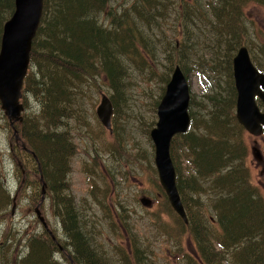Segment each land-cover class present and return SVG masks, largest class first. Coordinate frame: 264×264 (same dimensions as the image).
Instances as JSON below:
<instances>
[{
  "label": "trees",
  "instance_id": "trees-1",
  "mask_svg": "<svg viewBox=\"0 0 264 264\" xmlns=\"http://www.w3.org/2000/svg\"><path fill=\"white\" fill-rule=\"evenodd\" d=\"M125 1L43 0L22 93H31L36 99L45 122L43 129L39 128L35 122L37 117L32 115L30 121L24 122L22 116V120L14 124L17 128L21 123L22 129L17 128L21 143L18 141L16 146L28 157L27 164L32 163L36 183L40 185V198L42 178L46 183L44 197L49 195L53 207H57L65 233L75 241L72 247L76 257L78 260H83V256L93 258L92 246L83 238L79 210L66 193L64 158L72 149L67 132L69 121L79 117L78 102L87 85V90L89 87L107 89L113 107L111 131L118 126L125 119L130 64L142 65L145 56L151 54L148 45L158 42L177 55L176 63L187 80L191 69L207 84L213 81V86L199 95L205 105L193 101L190 95L189 128L175 135L170 145L171 159L179 174V177L176 174V184L182 203L187 200L184 190L190 188L197 195L203 190L201 184L209 186L208 196L214 195L208 206L215 213L213 219L220 233L209 232L200 215L192 218L187 215L190 218L187 217V223L192 227L190 233L199 249L198 260L200 264H227L228 258L214 249L211 236L216 235L218 244L231 250L229 260L233 264H264V206L254 197L241 165L247 149L241 137L243 127L233 112L236 92L231 73L232 56L241 45L263 54L264 33L256 30L255 22L247 18L245 9L257 6L264 10V0ZM13 10L14 0H0V40L3 24ZM172 19L175 20L172 38L160 37L161 22ZM220 73L225 74L220 76ZM207 103L213 104L216 111L204 116L208 120L205 133L198 134L202 117L194 104L200 110V106L204 105V109ZM12 135H16L13 130ZM179 146L185 148L188 166L185 176L176 149ZM147 168H151L150 164ZM161 192L165 197L164 191ZM10 195V190L0 183V218L11 203ZM39 203L36 202L35 208L39 209ZM40 222L47 229L46 224ZM51 239L32 236L27 241L26 238L25 254L18 255L14 264H58L52 254L55 244L58 247L59 244L52 236Z\"/></svg>",
  "mask_w": 264,
  "mask_h": 264
},
{
  "label": "rangeland",
  "instance_id": "rangeland-1",
  "mask_svg": "<svg viewBox=\"0 0 264 264\" xmlns=\"http://www.w3.org/2000/svg\"><path fill=\"white\" fill-rule=\"evenodd\" d=\"M120 2L126 1L117 0V3ZM245 12L247 18L255 22L256 30L264 33V10L254 6L246 8ZM174 22V19L161 22L160 37L172 38ZM211 26L215 27L213 24ZM148 46L151 54L145 56L143 64H130L125 91V119L112 131L105 128L96 115V109L101 95L109 97L108 91L104 87L99 90L89 87L87 90V85H84V95H81L78 102L79 117L71 119L67 128L72 149L64 158L66 175L63 178L66 193L79 210L80 224L85 234L83 238H87L92 246L93 258L83 256V260H78L72 247L75 241L65 233L57 207H53L47 194L43 200L40 199V185L36 183L32 163L27 164L28 157L16 146L21 141L13 137V129L0 107V183L10 190L13 200L0 218V264H14L18 255L24 256L26 238L28 241V238L37 236L46 240L51 239L49 234L55 237V243L60 246L59 248L54 243L56 248L52 254L58 264H200L198 245L190 233L192 227L177 216L161 192L153 162L154 149L149 137V131L157 120L156 106L164 92L167 83L165 79L169 80L175 65H178L177 55L168 52L158 42L155 44L152 41ZM262 48L263 54L250 50L254 64L260 69L264 68V47ZM169 66L172 67L170 70ZM223 74L220 73V76ZM187 77L193 101L205 105L199 95H202L204 89L208 91L213 86V81H209L208 85L199 73L191 69ZM35 100L31 93H22L20 102L24 107L23 121H30L32 115L36 116V124L43 129L45 121L40 116ZM194 105V109L202 117L197 133L204 134L208 123L204 116L209 111H216V108L207 103L208 106L203 109L204 105H201L199 110ZM233 112L236 119L235 107ZM16 126L18 131L22 129L21 123ZM18 131L15 134L18 135ZM241 137L247 149L241 165L249 186L254 190V197L264 206V134L252 135L243 127ZM175 138L176 136L173 140ZM177 138L179 139L178 136ZM25 147L28 153L34 154ZM176 149L185 176L188 168L185 148L183 150L179 146ZM148 164L151 168H147ZM41 183L46 186L43 179ZM201 185L203 190H199L197 195L190 188L184 190L187 199L184 201L185 214L190 218L200 215L209 232L220 233L221 230L213 219L215 213L208 206L214 195L208 196L209 186ZM143 196L151 200L148 207L139 201ZM189 197L196 198L198 202L194 203ZM39 201L41 204L37 209L47 229L34 211ZM194 204L196 207H193ZM211 239L214 249L228 258L225 263L233 264L229 260L231 250L220 246L216 235L211 236ZM138 259L140 261L137 262Z\"/></svg>",
  "mask_w": 264,
  "mask_h": 264
},
{
  "label": "water",
  "instance_id": "water-1",
  "mask_svg": "<svg viewBox=\"0 0 264 264\" xmlns=\"http://www.w3.org/2000/svg\"><path fill=\"white\" fill-rule=\"evenodd\" d=\"M43 0H14V10L4 22L0 40V107L16 133L14 123L22 120L20 102L23 79L29 66V53L42 16ZM232 76L236 91L235 115L239 124L252 134L264 130V72L252 63L248 49L240 46L232 58ZM189 86L181 68L175 65L156 107L157 120L149 131L154 156L153 162L161 188L173 211L187 222L184 206L176 184V172L170 155L172 137L189 126ZM256 98L262 103V109ZM100 123L110 129L112 106L109 98L101 95L96 109ZM15 138L18 139L17 134ZM24 148V144H22ZM36 157L34 154L32 155ZM42 180V178H40ZM41 188V199L44 195ZM148 207L151 200L141 197ZM13 208V207H12ZM13 209L11 210V212ZM40 221L43 217L35 208Z\"/></svg>",
  "mask_w": 264,
  "mask_h": 264
},
{
  "label": "bare ground",
  "instance_id": "bare-ground-1",
  "mask_svg": "<svg viewBox=\"0 0 264 264\" xmlns=\"http://www.w3.org/2000/svg\"><path fill=\"white\" fill-rule=\"evenodd\" d=\"M105 65V64H104ZM109 98V97H108ZM110 100V99H109ZM111 102V101H110ZM111 106H112V104H111ZM52 128V127H51ZM13 129V128H12ZM14 131V130H13ZM16 140H18V139H16ZM21 147H22V144H21ZM23 148V147H22ZM42 197V196H41ZM43 198H44V195H43ZM43 198H42V200H43ZM41 199V198H40ZM109 200V199H108ZM51 236H52V238L53 239H55V237L52 235V234H50ZM59 248H60V246H59Z\"/></svg>",
  "mask_w": 264,
  "mask_h": 264
}]
</instances>
